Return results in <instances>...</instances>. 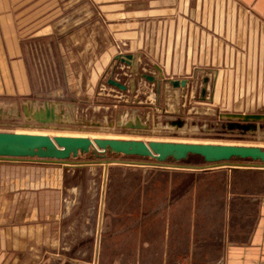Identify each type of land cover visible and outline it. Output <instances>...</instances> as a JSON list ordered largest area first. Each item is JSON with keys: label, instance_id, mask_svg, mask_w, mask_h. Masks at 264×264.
I'll list each match as a JSON object with an SVG mask.
<instances>
[{"label": "crops", "instance_id": "1", "mask_svg": "<svg viewBox=\"0 0 264 264\" xmlns=\"http://www.w3.org/2000/svg\"><path fill=\"white\" fill-rule=\"evenodd\" d=\"M125 1L141 5L119 16L123 24L110 25L125 46L113 58L128 66L150 58L160 76L150 81L185 80L186 86L208 70L203 80L210 76L214 97L223 66L264 64V0ZM4 13L0 98L30 96L21 36L14 15ZM251 44L252 62L244 55L239 61L238 51L232 56ZM125 55L129 63L118 58ZM58 165L0 160V264H20L21 252L35 264L38 231L67 217L87 226L76 233L91 242L94 264H197L196 258L199 264H264V167L114 164L105 167L102 185L92 184L93 201L79 202L71 218L63 179L84 166Z\"/></svg>", "mask_w": 264, "mask_h": 264}, {"label": "rangeland", "instance_id": "2", "mask_svg": "<svg viewBox=\"0 0 264 264\" xmlns=\"http://www.w3.org/2000/svg\"><path fill=\"white\" fill-rule=\"evenodd\" d=\"M140 5L139 1L125 0H0V9L10 19L14 15L31 86L30 96L0 98V131L264 148V120L243 123L227 116L264 114V64L223 66L226 72L212 97L213 81L209 75L206 82L203 80L208 70L200 71L184 87H173L164 78L150 81L144 76L160 77L148 57L135 60L131 66L113 58L117 51L124 52L125 46L110 25L123 24L119 16ZM113 43L117 48H110ZM236 49L232 51L234 58L238 51L239 61L242 55L253 61L252 44L251 49ZM261 53L264 56V49ZM109 78L124 84L125 90L108 84ZM202 88L207 89L203 96ZM45 105L54 106V121L35 120L34 111ZM135 117L143 127H134ZM237 122L246 127H237ZM99 154L102 156L92 152L80 155L76 160L101 162L85 164L83 170L64 176V203L69 202L71 218H76L79 202L85 205L93 201L91 186L102 185L105 167L154 161L109 151ZM184 162L203 163L197 156ZM67 187L74 190L69 192ZM67 218L38 231L35 264H94L91 242L78 240L76 233L77 227L87 226H77L76 219ZM33 260L21 252L20 264H34ZM196 261L199 264L201 258Z\"/></svg>", "mask_w": 264, "mask_h": 264}, {"label": "water", "instance_id": "3", "mask_svg": "<svg viewBox=\"0 0 264 264\" xmlns=\"http://www.w3.org/2000/svg\"><path fill=\"white\" fill-rule=\"evenodd\" d=\"M129 63L131 56H118ZM148 80L151 77L144 75ZM108 84L121 90L124 84L109 78ZM185 80H170L172 86H184ZM35 120L44 122L54 121L56 113L53 106L45 105L43 109L33 114ZM243 123L264 120V114H227ZM138 127H142L137 124ZM237 127L245 128V124L236 123ZM248 127H251L250 125ZM105 151L150 158L152 162H127L130 164H153L183 168L206 169L220 165L258 166L264 167V148L248 145L173 142L151 140L144 142L134 139L118 138H89L86 136L48 135L45 133H27L16 131H0V160H30L47 162L62 166H82L98 163L100 160H76L80 155L92 152L102 156ZM190 156L201 158L202 164L190 165L181 163ZM173 160L174 163H167ZM111 160H103L107 164Z\"/></svg>", "mask_w": 264, "mask_h": 264}, {"label": "trees", "instance_id": "4", "mask_svg": "<svg viewBox=\"0 0 264 264\" xmlns=\"http://www.w3.org/2000/svg\"><path fill=\"white\" fill-rule=\"evenodd\" d=\"M168 161H169V160H168ZM170 161L174 162L173 160H170ZM181 163H185V162H181Z\"/></svg>", "mask_w": 264, "mask_h": 264}]
</instances>
